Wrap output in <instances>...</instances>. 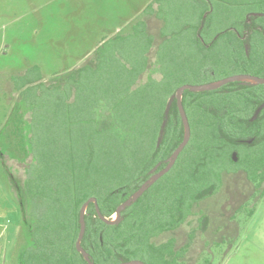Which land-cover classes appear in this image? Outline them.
<instances>
[{"label": "trees", "instance_id": "obj_1", "mask_svg": "<svg viewBox=\"0 0 264 264\" xmlns=\"http://www.w3.org/2000/svg\"><path fill=\"white\" fill-rule=\"evenodd\" d=\"M183 1L154 0L156 7L147 6L148 16L163 23L162 38L166 15ZM210 1L196 0L191 10L177 11L174 16L187 23L164 39L155 59L156 39L143 20L128 33L103 41L89 62L64 76L44 81L34 66L24 72V80L23 75L15 80L29 108L21 118L30 122L25 131L18 125L13 130L17 150L31 158L27 191L20 195L29 199L36 220L19 264H88L76 247L82 207L96 198L101 214L111 218L159 163L166 168L185 136L175 101L157 147L167 104L179 87L233 75L264 78V0H253L257 9L236 14L241 18L223 29L218 23L235 13L208 10ZM147 74L152 77L145 81ZM263 103L264 85L232 82L203 93L185 91L182 105L192 136L172 170L122 212L119 224L103 222L93 203L87 208L81 245L92 262L178 264L195 229L180 249L175 238L162 244L155 239L195 215L196 205L223 188L224 175L244 172L256 195L264 197V110L251 122ZM249 139L252 144L245 142ZM207 219H198L200 232L206 231Z\"/></svg>", "mask_w": 264, "mask_h": 264}, {"label": "rangeland", "instance_id": "obj_2", "mask_svg": "<svg viewBox=\"0 0 264 264\" xmlns=\"http://www.w3.org/2000/svg\"><path fill=\"white\" fill-rule=\"evenodd\" d=\"M174 1L177 5L183 0ZM195 1L185 0L178 8L173 6L174 11L165 17L167 29L162 38L163 23L149 17L146 11L147 6L156 7L154 0H0V264H19L21 253L30 244L29 226L36 223L29 199L20 195L27 191L31 158L26 160L17 150L20 142L17 138L14 142L13 130L18 125L25 131L30 122L21 118L29 108L20 99L15 80L20 75L24 80V72L34 66L40 68L44 81L55 75L64 76L89 62L103 41L128 33L143 20L156 39L152 52L155 59L153 54L162 42L169 41L173 29L187 23L184 17L178 19L174 15L178 10H191ZM210 2H206L208 10L235 13L221 19L219 29L241 18L236 14L258 7L250 4L253 0ZM152 71L154 68L149 74ZM151 75L147 74L144 80ZM187 85L199 84L191 80ZM16 114L13 122L11 118ZM245 175H224L223 188L196 205L195 215L177 230L156 238V243L175 238L176 248L180 249L195 229V239L183 260L186 264H264V197L256 195L255 186ZM12 178L17 180L20 192ZM203 215L208 216L207 229L200 232L198 219Z\"/></svg>", "mask_w": 264, "mask_h": 264}, {"label": "water", "instance_id": "obj_3", "mask_svg": "<svg viewBox=\"0 0 264 264\" xmlns=\"http://www.w3.org/2000/svg\"><path fill=\"white\" fill-rule=\"evenodd\" d=\"M232 82H240L243 84H251V85H264V78H259V77H252V75H238V76H230L228 78H225L219 82H214V83H210V84H206V85H185V86H181L177 89L176 93L170 98L169 104H167L166 107V111H165V120L162 122L161 125V130H160V137L157 139V147H160L162 138L165 134V130H166V126H167V122L170 119V111H171V107L172 104H174L175 101H177V106L179 108L180 114H181V118H182V124L184 127V131H185V136L184 139L182 141V143H180L179 147L176 149V151L174 152V154L166 161V168L163 170H161L159 173L153 175L146 183H144L141 188L139 190H137L132 197H130L127 201H125L122 205H120L116 211V213L111 217V218H105L101 212H100V208L98 205V201L96 198H91L89 199L84 206L81 209V230H80V234L76 243V247L78 252H80L85 261L88 264H94L89 256V254L82 248V240L84 238L85 235V230H86V223H85V215L87 212V208L89 207L90 204H94L97 214L100 217V219L105 222L108 225H116L119 224L121 222V217H122V212L125 211L127 208L131 207L135 202L138 201V199L144 194V192H146L147 190H149V188L151 186H153L162 176L164 177L167 173H169L173 166L175 165L178 156H181V154L183 153L184 149L186 148V146L189 143V140L191 139L192 133H191V127H190V120L187 116V113L185 112L184 108H183V96L185 91H190V92H194V93H203V92H207V91H212L215 89H219L222 88L223 86L232 83ZM264 110V103L259 106L256 111L254 116L251 119V122L254 123L259 115L261 114V112ZM248 144H252L253 140H246L245 141ZM238 158L237 154H234L233 160L236 162ZM161 164L159 163L155 169L152 171V173H154L160 166ZM122 264H143V262L141 261H131V262H126V263H122Z\"/></svg>", "mask_w": 264, "mask_h": 264}, {"label": "flooded vegetation", "instance_id": "obj_4", "mask_svg": "<svg viewBox=\"0 0 264 264\" xmlns=\"http://www.w3.org/2000/svg\"><path fill=\"white\" fill-rule=\"evenodd\" d=\"M154 169H155V168H154ZM154 169H153V170H154ZM162 169H163V168H161V169L158 168L154 173H152V171H153V170H152L151 173H150V178H151L153 175L159 173ZM164 169H165V168H164ZM164 169H163V170H164ZM162 177H163V176H162ZM150 178H149V179H150ZM182 248H183V247H182ZM189 249H190V248H189ZM184 259H185V258H184ZM184 259H183V260H184ZM183 260H181V261L179 260V261H178V264H186Z\"/></svg>", "mask_w": 264, "mask_h": 264}, {"label": "crops", "instance_id": "obj_5", "mask_svg": "<svg viewBox=\"0 0 264 264\" xmlns=\"http://www.w3.org/2000/svg\"><path fill=\"white\" fill-rule=\"evenodd\" d=\"M150 1H153V0H150ZM81 15H83V14H81Z\"/></svg>", "mask_w": 264, "mask_h": 264}]
</instances>
